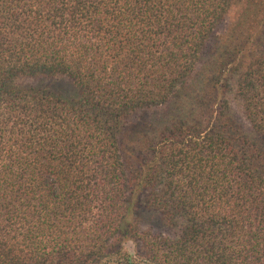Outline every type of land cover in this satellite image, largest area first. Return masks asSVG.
<instances>
[{
	"label": "trees",
	"instance_id": "trees-1",
	"mask_svg": "<svg viewBox=\"0 0 264 264\" xmlns=\"http://www.w3.org/2000/svg\"><path fill=\"white\" fill-rule=\"evenodd\" d=\"M0 264H264V0H0Z\"/></svg>",
	"mask_w": 264,
	"mask_h": 264
},
{
	"label": "rangeland",
	"instance_id": "rangeland-1",
	"mask_svg": "<svg viewBox=\"0 0 264 264\" xmlns=\"http://www.w3.org/2000/svg\"><path fill=\"white\" fill-rule=\"evenodd\" d=\"M230 21H231V16H230V18L228 17L227 20H225L224 22H222L221 24H219L217 26V29L215 30L214 35L211 37V39L209 40V42L207 43L206 47L204 48V50L202 52V60H204L208 57L213 43L216 41L217 37L224 32V30L226 29V27ZM28 81L35 83V82H38L39 80L29 79ZM230 100H231L232 108L234 110V114H235L237 120L244 126V128L246 130L249 131L250 130V124L244 115L241 102L238 99H235L232 95H230ZM121 144H122V140H121ZM147 218H149V217H147ZM124 246L126 247V249L130 253L135 254L136 244L133 240L127 239Z\"/></svg>",
	"mask_w": 264,
	"mask_h": 264
}]
</instances>
